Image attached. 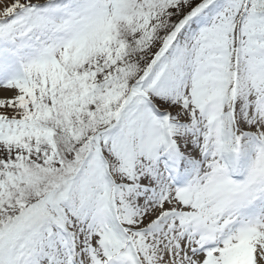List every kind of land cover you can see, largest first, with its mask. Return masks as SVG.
Segmentation results:
<instances>
[{
    "label": "snow or ice",
    "instance_id": "6c2138e0",
    "mask_svg": "<svg viewBox=\"0 0 264 264\" xmlns=\"http://www.w3.org/2000/svg\"><path fill=\"white\" fill-rule=\"evenodd\" d=\"M0 264H264V0H0Z\"/></svg>",
    "mask_w": 264,
    "mask_h": 264
}]
</instances>
